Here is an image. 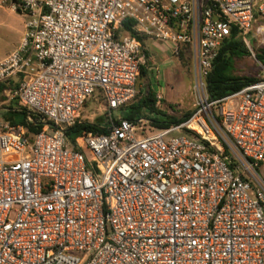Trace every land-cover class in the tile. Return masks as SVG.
<instances>
[{
    "label": "built area",
    "instance_id": "1",
    "mask_svg": "<svg viewBox=\"0 0 264 264\" xmlns=\"http://www.w3.org/2000/svg\"><path fill=\"white\" fill-rule=\"evenodd\" d=\"M8 4L27 21L0 83L21 78L7 93L42 128L29 137L0 120V264H264V66L220 100L206 89L232 26L247 49L254 25L264 38V0ZM125 22L171 57L189 54L198 96L183 123L148 135L144 119H114L145 64ZM89 100L106 133L70 142L68 128L95 124L81 121Z\"/></svg>",
    "mask_w": 264,
    "mask_h": 264
},
{
    "label": "rangeland",
    "instance_id": "2",
    "mask_svg": "<svg viewBox=\"0 0 264 264\" xmlns=\"http://www.w3.org/2000/svg\"><path fill=\"white\" fill-rule=\"evenodd\" d=\"M26 21V17L21 13L13 11L9 7V4L0 7V60L15 50L21 43L25 33L24 23ZM257 26L259 24L254 25L250 38L248 37L250 41L249 54L235 59L233 62L232 74L235 77H248L259 80L263 75V68L255 59V52L264 48V38L262 39L261 36H255L254 34ZM147 44V38L143 37L142 49L144 55L149 54L146 51ZM152 53L157 59L152 62L151 66L149 65L150 67L146 68L147 76L139 78L137 84L139 95L133 103L136 104L138 99L146 97L151 88L150 90L154 93L155 97L156 95L162 97V101L158 105L155 103L159 117L177 118L193 112L196 108L198 95L194 87L195 76L189 54L184 52L179 58H173L169 53L160 52L157 48ZM146 55L145 61H147ZM7 92H4L2 97H0V115L6 112L5 108L11 105L16 106L17 104L16 100L12 99ZM98 106L99 104L94 102V100L86 102L81 113V121L90 122V119L94 120L95 123L103 124V119L101 118L102 111L98 110ZM121 114L122 110L112 113L114 119H117ZM99 118L102 121H98ZM0 120L3 123L7 122L6 118L2 117V115L0 116ZM143 133L150 135L156 133V129L153 128L152 130L150 127H146ZM176 136L178 134H172L169 138ZM258 172L264 177V164L258 169Z\"/></svg>",
    "mask_w": 264,
    "mask_h": 264
},
{
    "label": "trees",
    "instance_id": "3",
    "mask_svg": "<svg viewBox=\"0 0 264 264\" xmlns=\"http://www.w3.org/2000/svg\"><path fill=\"white\" fill-rule=\"evenodd\" d=\"M120 32L122 34H129L131 36L136 37L142 45L143 37L138 36L133 31L131 22L123 23ZM248 54V49L241 41L240 31L237 29V27L232 26L230 35L224 41L222 47L220 48L218 55L213 62L212 70L206 78V89L209 100H220L229 94L238 92L246 86L259 81L255 78L235 77L232 74L234 60L242 58ZM146 57V66L144 64L140 67L137 84L139 78H145L147 76L146 68L152 65V62L149 59L148 55H146ZM255 59L258 61L259 64L264 66V48L259 49L255 52ZM20 80V77H15L6 82L0 83V97H2V95L6 91L15 90ZM150 89L146 97H142L137 100L136 104L132 103L128 107L122 109V117L124 119L132 122H135L139 119H146L147 121H149L150 125L153 128L164 129L168 128L173 124H181L191 116L192 112H189L183 115L182 117L177 118L159 117V113L157 112L155 106V95ZM5 109L6 112L1 114L2 117L6 118L7 122L12 126H24L29 137L35 135L42 128V125L39 122L38 118L34 115H28L24 109L18 106V103L16 104V106L11 105ZM28 117H30L31 121L28 120ZM17 118L19 119L17 120ZM98 121H102V119L99 118ZM98 126V122L95 124H76L75 126L68 128L65 131V135L70 142H74V140L84 131L106 133L105 129H99Z\"/></svg>",
    "mask_w": 264,
    "mask_h": 264
},
{
    "label": "crops",
    "instance_id": "4",
    "mask_svg": "<svg viewBox=\"0 0 264 264\" xmlns=\"http://www.w3.org/2000/svg\"><path fill=\"white\" fill-rule=\"evenodd\" d=\"M147 41H148V44H147V49H146V51H148V53L149 54H147L148 55V57H149V59L151 60V62H153L155 59H157L154 55H153V50L154 49H159V51L160 52H162V51H164L165 53H168L167 52V50H166V47L164 46V45H161V44H159V43H156V42H154V41H151V40H149V39H147ZM160 45V46H159ZM158 46V47H157ZM156 47V48H155ZM14 51V50H13ZM11 53V52H10ZM10 53H8V54H10ZM7 54V55H8ZM6 55V56H7ZM5 56V57H6ZM2 60V59H1ZM0 60V61H1ZM121 116H122V114H121Z\"/></svg>",
    "mask_w": 264,
    "mask_h": 264
}]
</instances>
